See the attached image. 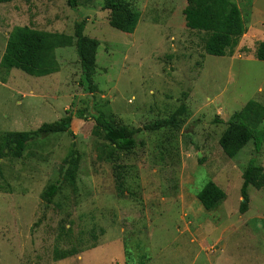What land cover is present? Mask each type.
Segmentation results:
<instances>
[{
  "label": "rangeland",
  "instance_id": "rangeland-1",
  "mask_svg": "<svg viewBox=\"0 0 264 264\" xmlns=\"http://www.w3.org/2000/svg\"><path fill=\"white\" fill-rule=\"evenodd\" d=\"M106 1L80 0L77 9L66 0L0 4V64L16 27L74 36L84 19L85 35L100 42L95 94L81 85L75 45L56 50L60 71L50 76L0 66V136L75 115L73 136L35 140L22 158L0 159V264H264V189L251 187L249 211L239 212L243 173L253 159L264 167V145L256 152L251 141L229 158L219 144L235 112L252 100L264 105L256 56L264 0H232L247 30L224 57L206 54L208 35L186 27L187 0H126L140 15L133 34L110 26ZM100 111L136 128L172 116L180 126L144 130L131 154L110 163L92 135ZM73 143L82 154L75 189L61 173ZM211 181L226 199L207 211L197 196ZM58 182L46 203L43 193ZM73 247L75 256L55 259L56 249Z\"/></svg>",
  "mask_w": 264,
  "mask_h": 264
},
{
  "label": "trees",
  "instance_id": "trees-1",
  "mask_svg": "<svg viewBox=\"0 0 264 264\" xmlns=\"http://www.w3.org/2000/svg\"><path fill=\"white\" fill-rule=\"evenodd\" d=\"M13 0H0V4ZM71 9L80 6V0H66ZM105 9L110 11L109 24L116 30L133 34L137 28L140 15L126 0H107ZM186 27L190 30L205 32L206 54L224 57L239 45L240 38L246 33L245 22L239 7L232 0H187L183 10ZM86 20H78L75 24L74 36L63 33H51L34 29L30 26L16 27L10 34L5 54L1 60V68L6 71L18 69L34 77H46L60 71V64L56 57V50L75 45L80 61L82 75L81 85L90 94L98 92L94 83L97 72V53L100 42L85 35ZM257 59L264 61V42L257 50ZM187 93H184L186 96ZM184 108L179 113L183 112ZM87 111H79L78 118H84ZM75 115L67 116L53 123H45L33 132H7L0 136V159L23 157L28 144L35 140L47 139L57 134L73 136L71 130ZM95 127L92 135L101 141L99 159L113 163L119 153L131 154L138 145L137 137L144 130L160 131L163 129L178 130L180 123L177 116L158 120L145 128H136L122 124L115 120V116L100 111L93 116ZM219 122L216 119V123ZM227 128L222 134L219 144L225 155L234 158L251 141L254 142L256 152H260L264 145V105L257 101H249L245 107L234 113L226 122ZM82 162V154L73 143L62 165L63 180L69 186L76 188L77 178ZM116 171L117 190L124 195L126 190L124 176ZM60 182L52 184L43 193L42 199L50 204L60 191ZM264 189V167L250 161L243 173L241 188L242 202L239 212L249 211V189ZM198 199L207 211L216 210L226 199L225 191L211 181L199 192ZM76 247L71 250H55L57 261L75 256Z\"/></svg>",
  "mask_w": 264,
  "mask_h": 264
},
{
  "label": "water",
  "instance_id": "water-1",
  "mask_svg": "<svg viewBox=\"0 0 264 264\" xmlns=\"http://www.w3.org/2000/svg\"><path fill=\"white\" fill-rule=\"evenodd\" d=\"M186 90H187V86H186V88H185ZM200 156V158L202 157L201 155H199Z\"/></svg>",
  "mask_w": 264,
  "mask_h": 264
}]
</instances>
